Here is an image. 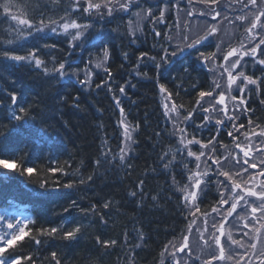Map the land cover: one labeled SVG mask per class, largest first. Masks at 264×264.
I'll list each match as a JSON object with an SVG mask.
<instances>
[{
	"label": "trees",
	"instance_id": "1",
	"mask_svg": "<svg viewBox=\"0 0 264 264\" xmlns=\"http://www.w3.org/2000/svg\"><path fill=\"white\" fill-rule=\"evenodd\" d=\"M76 1L0 0V158L14 165L13 170L0 168V205H25L34 217L27 227L29 235L5 255L19 257L18 264H159L165 248L180 239L190 225L184 201L172 182L184 186L189 162L176 152L160 85L171 94L183 117L193 112L188 126L192 136L204 144L215 136L217 147L230 146L226 132L217 135L214 127L202 131L195 127L203 120L196 104L201 100L198 94L212 89L210 74L199 64V52L208 56L216 47L205 45L182 59L171 58L158 70L156 63H161L163 49L172 52L167 28L157 26L158 37L149 20L140 35L129 36L128 16L114 12L101 19L95 11L89 16L83 12L87 0ZM107 2L93 1L102 6ZM5 3H9L8 13ZM142 4L145 9L150 7ZM160 9L156 6L157 20ZM13 15L34 26L43 21L48 27L53 26L52 21L59 24L64 22L62 17H70L88 26L87 39L77 42L79 47L65 34L36 33L22 40ZM172 21L170 11L168 25ZM4 51L9 56L34 52L42 66L6 60ZM142 53L146 55L142 57ZM100 61L105 66L98 71L95 65ZM60 63L74 74L71 79L59 78L55 70ZM262 69L249 63L245 71L254 79H264ZM89 71L93 75L90 83L86 81ZM121 86L124 95L119 92ZM13 94L26 109L31 127L9 119L15 109ZM113 96L121 99L126 120L134 129L133 154L122 163L121 116ZM247 99L252 111L242 116L240 124L248 128L251 119L252 125L262 129L264 85ZM105 154L107 161L98 165ZM28 167L33 168L32 174L23 172ZM66 184L72 187L65 188ZM216 185L209 179L199 200L201 214H209L219 205ZM53 227L57 228L53 235L38 231ZM76 227L80 231L75 239L63 238L64 232Z\"/></svg>",
	"mask_w": 264,
	"mask_h": 264
},
{
	"label": "rangeland",
	"instance_id": "2",
	"mask_svg": "<svg viewBox=\"0 0 264 264\" xmlns=\"http://www.w3.org/2000/svg\"><path fill=\"white\" fill-rule=\"evenodd\" d=\"M81 1L83 0H77L76 3L78 4V2ZM93 1L91 0L92 3ZM143 2H146L150 7L145 9L142 4ZM107 4L116 9L112 13H122L128 10L131 12L130 14H126L129 17L127 26L129 36L134 37L140 35L145 23L150 21L156 27L160 26L167 28L166 32L169 35L168 42L172 51H177V46L183 47L185 43H190L193 39L205 36L213 27H215V33H213L212 36H208V38L202 41L200 45H197V47H200L201 45L212 43L216 47L214 52L216 55L211 59H199L200 65L207 68L211 74V91L215 89L212 97L206 96L200 100V105L208 108L209 112L206 114L203 113L199 106V113L202 116L208 115L210 117L211 122L207 127H214L216 130L219 128V132L228 133V131H233L234 136L242 139L241 141L239 139L238 143H240L241 148L245 151H248L252 145L259 143L257 136L252 133L258 134L264 130V127L260 129L254 125H249L248 128H239L243 116L241 115L239 119L236 120V127L239 130L237 131L233 129L231 122L226 120L224 112L218 111V109H222L224 106L216 104V100L219 97L220 91L224 90L225 104L228 106L229 115L233 114L231 105L233 103H238V101L233 102L230 100L228 93V73L224 71V68L229 66V61L239 59L243 52L254 47L256 43H259L260 36H257L255 41L250 43L251 37L249 36L247 29L251 27V22H256L255 16L259 15L261 11H264V4L260 3V0H257V5L255 6L247 4V0H218L215 2L210 0H111L110 2H107ZM158 4H162L160 15L161 12H163V17L160 16L159 20L156 19L154 14L156 5ZM245 4H247V7L244 6ZM120 5H126V10L121 9ZM100 11L103 16H108L107 9L103 6ZM170 11L173 14V21L171 25H168V14ZM217 12H219L220 15L216 16V19L213 20L212 17L216 15ZM151 13L154 14V21L151 20ZM13 16L17 18L15 20H21V18L16 15ZM237 17H242V19H237ZM261 21H264V16H261ZM14 23L16 27H20L24 32H29L27 31L29 29L26 25H22L19 22ZM34 30L35 29L32 28L30 31L33 32ZM69 31L76 30L70 29ZM257 31H259V25ZM35 32L37 31L35 30ZM47 32H50V28L45 27L43 31L39 33ZM184 35H187L189 40L183 41L182 37ZM82 38L83 36L79 41H81ZM72 43H77V41ZM233 49L236 50V55L228 57L227 61L224 60V56ZM261 49H264V45H261L260 48L257 49L256 57L248 55L243 56V59L241 60L242 67L238 66L233 70L232 74L238 76L240 71H244L245 73L244 68H246L249 63L256 65L258 64L255 62L256 60L264 59V55H261ZM191 50L193 49H186L183 53L177 51V55L174 58ZM100 62L101 63L99 64L101 67H99V69H102L104 68L105 63L102 61ZM102 63H104V65ZM242 80V77L238 78L236 85H233V89H235L237 85H240ZM216 83H219L221 88H215ZM248 87L254 88L255 86L249 85ZM245 94L246 96H249L250 92H247L246 90ZM231 95L239 96V93L237 91H231ZM161 103L164 114L166 111L165 105L167 104L168 109H171L174 104L165 92H161ZM241 111H243V109H241ZM165 117L171 129L172 136L177 140L178 148L176 149V152L178 151V153L184 156L186 161L189 162L186 165L187 181L184 186H178L176 185L177 183H175V180H172L176 193L185 201V196H189L190 199V193L192 191H197L198 197L193 203L198 204V199L201 196V193L198 189L192 187V184L189 181V176L196 172H202L210 165V178L216 183L217 180L223 182L216 185L217 191L220 194L221 199L222 197L228 198V203H220V206L217 208L219 212L212 211L209 215L205 216L199 211L197 212L195 207H191V205L188 207L185 206L190 225L180 239L171 242L165 248L159 264H208L209 261L211 264H260V261L264 259V256H260V253L264 252V213L259 211L252 213L251 207L245 206L244 201L238 200L237 194L244 195V191L242 190L247 189L255 190L258 193L261 191V188L258 185L261 181H264V176L255 175V179L250 178V176L260 172L261 166L259 165V159L264 157H259L255 148H252L250 158L257 162L258 167L255 168L256 170L249 169L248 173L242 172L240 175H236L235 169H233L232 165L237 161L243 163V160L248 158L243 156L241 148L235 147L232 137L227 134L228 139L232 141L230 146L217 147L218 143L214 140V151H212V145H208L207 148L202 149L200 144L195 143L193 137L189 136L190 133L188 132V126H190L191 120L184 122V117L179 107L176 106V112H169ZM217 119H225L227 128L216 125L215 121ZM119 126L122 133V148L124 149V153H127L125 156V159H127L133 154L134 131L131 132L132 141H127L124 139V126ZM179 128L186 129V135L183 136V144L180 142L181 133L178 130ZM246 135L248 139H246ZM260 139H264V137ZM190 140H193L191 144L188 143ZM249 140H251L252 145L249 144ZM189 150L195 155L189 157L187 154ZM201 151H203L205 155L200 156V160L197 161L196 156H199ZM124 153L120 151L119 155H124ZM209 156H212L214 159L218 158L220 164H213L212 160L208 158ZM174 163H176L175 160L172 164ZM197 163L200 164L199 169L196 167ZM220 165H223V168H221ZM245 167H247V165H245ZM9 168H12L11 164H9ZM219 171H227L232 179L229 180L222 175L218 176L217 172ZM233 183L240 184V188H235L233 192H229L224 185L227 184L231 187ZM248 199L250 201L256 200L257 203H259L257 197H248ZM233 203L237 204L236 210L231 216H228V212L231 210ZM0 217L3 218L0 219V233L4 234L11 231L7 228L9 223H12L15 227L18 222L20 223V226H23L22 222L25 221V217H22L21 221L19 218L14 219V215L5 212H1ZM212 218H215V220L213 221ZM226 220L228 221L227 223ZM213 223H215V227L212 226ZM224 223L226 224L224 225ZM221 228L224 230L223 247L225 248V256L227 257V255L232 254L233 258L231 260L226 258L224 261H220L212 258L213 254L219 256L220 251L216 240L219 237V230ZM185 238L187 239L185 240ZM233 241H236V243H233ZM185 243H187L186 248L184 247ZM252 244H255L256 247L252 248ZM180 249H183V251H180ZM173 254L175 255L173 256ZM257 257H259V259Z\"/></svg>",
	"mask_w": 264,
	"mask_h": 264
},
{
	"label": "snow or ice",
	"instance_id": "3",
	"mask_svg": "<svg viewBox=\"0 0 264 264\" xmlns=\"http://www.w3.org/2000/svg\"><path fill=\"white\" fill-rule=\"evenodd\" d=\"M110 2V0H109ZM213 2H215V0H213ZM260 3L264 4V0H260ZM247 4H251L253 6L257 5V0H247ZM247 4H245L244 6L247 7ZM101 7L102 5L99 3H92L91 0H87V7L83 8V12L87 13L89 16L94 14V10H95V14L99 15L101 19L104 18L103 14L101 13ZM103 7L107 9V15L111 16L112 12L115 11L116 9L114 7H110L109 4H103ZM4 11L8 12L9 11V3H5L3 5ZM121 9L126 10L127 6L126 5H120ZM203 15V14H202ZM220 13L217 12L216 15H214L212 17L213 20L216 19V16H219ZM261 16H264V11H261L259 15L255 16V21L256 22H251V27L247 29V32L249 33V36L251 37L250 43L255 41L257 36H260V40L259 43H256L254 47H251L250 49L246 50L245 52H243V54L240 56L239 59H236L234 61H229V66L224 68V71L228 73V93H229V97L230 100L235 102L238 101V103H233L231 105L232 110H233V114L229 115V109L228 106L225 104V91L221 90L219 93V97L216 100V104L218 105H223L224 107L222 109H218V111H223L224 112V116L226 118L227 121L231 122L232 124V128L235 130H239L236 127V120L239 119V117L241 115H244L250 111H252L249 107H248V99L246 96V90L247 92L250 93H254L259 91L260 87L262 85H264V79H262L261 77H256L255 79L252 76L249 75H245L244 71H240L238 73V76H234L233 70H235L238 66L242 67L241 65V60L243 59V56L248 55L251 57H256L257 54V49L260 48L261 45H264V21H261ZM161 17H163V12H161ZM226 18V17H225ZM13 20L17 19L15 16L12 17ZM62 20H64L63 23H60L59 25H57L56 21H52L53 25H57L54 27L50 28V31L53 33H56L58 30L62 33V34H68L72 36V40L73 41H79L81 39L82 36H84V32H86L88 30V26L87 25H81L79 23H77V21L75 19H71L70 17L68 19L65 18H61ZM237 19H242V17H237ZM19 23L22 25H26L28 27L29 30H31L34 25L29 21V20H25V19H21L19 20ZM259 25V31H257ZM45 27H48V25L44 24L43 21H41V26H35V30L37 32H41L43 31V29ZM70 29H75L76 31L74 33L70 32ZM81 29H83V31H81ZM216 28L213 27L212 30L210 32H208L205 36H201L198 37L196 39H193L190 43H185L183 47H179L177 46V51L180 53H183L186 49H197V45H200L202 43V41L206 40L208 38V36H212L213 33H215ZM29 34H31V31H29ZM156 35H160V33H156ZM84 39H87V37L85 36ZM183 41H187L189 40V37L187 35H184L182 37ZM75 47H79L80 45L77 43L74 45ZM219 47V46H218ZM177 51H173L170 54L168 53L167 48L163 49L164 55L161 56V63H156V68L159 70L162 65H167L172 57H175L177 55ZM197 51H199L197 49ZM3 57L6 60H10L13 62H21V61H35V65L36 67H40L42 64V61L36 56V54L34 52L29 53L28 56H21V55H12L9 56L7 51H4L2 53ZM145 53H142L141 56H145ZM215 53H211L208 56H205L204 52H199V57L198 59H211L213 56H215ZM236 55V50L233 49L232 51H229L228 54L226 56H224V60H228V57L230 56H235ZM261 55H264V49H261ZM105 59H107L108 53L107 51H105L104 53ZM153 62H155V57H151L150 58ZM256 63L260 64V65H264V59H259L255 61ZM72 64L69 61L68 62V67L71 68ZM96 67L99 68L101 67V65L98 63L96 64ZM58 73V76L60 79H64L65 76H67L69 79H71V76L74 75L73 73H69L65 70V63H60L59 67L55 70ZM262 71H264V69H262ZM111 74L109 73V76ZM139 75V73H138ZM242 77L243 80L241 81L240 85H237L235 89H233V85H236V81L238 78ZM79 83H81L82 85L85 83V81H79ZM249 85H253L255 86L254 88H249ZM97 87H101V85H97ZM134 87V85H133ZM215 88H221V85L219 83L215 84ZM215 89H213L212 91H200L199 92V97L202 99L206 96L208 97H212L213 95V91ZM109 91H111V89L109 88ZM160 91L161 92H165L166 89L164 88L163 85H160ZM231 91H237L239 93V96L236 95H231ZM119 92L121 95L125 94V87L121 86L119 88ZM171 94H169L170 97ZM114 102L116 104V106L119 108V112H120V116L121 119L119 121V125H123L124 126V139L127 141H132V135L131 132L134 131V129L132 128V126L130 124H127L126 122V117H125V113H124V109L123 107H121V99L119 97L113 96ZM11 100H12V104L15 106V109L13 110L12 116L9 117V119H15L16 121H23L25 127H31V123L28 119H26V109L22 106H20L17 103V96L15 94H13L11 96ZM210 103V102H208ZM262 104H264V100L261 101ZM197 105H200V100L196 101ZM203 113H208L209 109L206 107H203V105H200ZM165 115L167 116L169 114V112H176V106L175 104H173L171 109H168L167 104L165 105ZM241 109H243V111H241ZM193 111H195V109H193ZM193 119V112H189L188 115L186 117H184V122H187L189 120ZM210 117L208 115H204L203 116V120L199 123V124H195V121H193V123L195 124V127L197 130H204L207 125L210 123ZM175 123V121H174ZM249 125L253 124V121L251 119L248 120ZM215 124L218 126H223L224 128H227V124L225 123V119H217L215 121ZM259 126V125H257ZM138 127V126H137ZM244 125L240 124L239 128H243ZM179 132L181 133V143H184L183 140V136L186 135V129L185 128H179L178 129ZM14 131H19L18 129H15ZM219 134V128L217 129V135ZM228 136L233 138V141L235 143V147L236 148H241L240 143L235 142L237 141V137L233 135V131H228ZM253 135L257 136V139L259 140L258 144L252 145L251 140H249V144L252 145L248 151H245L243 148H241V151L243 152V156L245 158L248 159H244L243 163H240L239 161H237L236 163H234L232 165L233 169H235V174L236 175H240L242 172L243 173H248L249 169H255L258 167V164L256 161L252 160L250 158V152L252 151V148H255L257 154L259 157H264V139H260L262 137H264V130H262L260 133H252ZM246 139H248L247 135H246ZM193 140L195 141V143L200 144L201 148H207L208 145H212V151L215 150V145L213 144V141L215 140V136L212 137V139H210L208 141V144H203L201 141L196 140L195 137H193ZM193 140L188 141L189 144H191L193 142ZM134 142V141H133ZM121 152L124 153V149L121 148ZM188 156H194L195 154L192 151H188ZM127 155V153H124V155L120 156V161L121 163L124 161L125 156ZM205 153L203 151L200 152L199 156H196V160L199 161L200 160V156H204ZM209 159L212 160L213 164H220L219 159H214L212 156L208 157ZM108 159V155L105 154L104 156V160L100 161L98 160L96 163L98 165H102L104 162H106ZM206 163V161H205ZM238 165V167H237ZM245 165H247V167H245ZM259 165L261 166V170L259 173L254 174L252 176H250V178L255 179V175H259V176H264V158L259 159ZM167 167V166H166ZM197 169L200 168V164L197 163L196 164ZM221 168H223V165H220ZM0 168H4L7 169L9 168V161L8 159H3L0 158ZM33 168H24L23 172H26L28 174H32L33 173ZM52 171H55L54 169ZM210 171H211V166L209 165L205 170H203L202 172H196L193 175L189 176V181L192 184V187H194L195 189H198L200 193H203L205 191V188L207 187L208 184V180L210 179ZM217 175L220 176H225L227 177L229 180L232 179V177L229 175V173L227 171H219L217 172ZM89 180L92 179L91 176L88 177ZM83 182V181H82ZM220 183H223L219 180H217V184L219 185ZM141 184H143V181H141ZM203 185V187H202ZM225 188L229 191V192H233L235 188H240V184L237 183H233V185L231 187H229L227 184L224 185ZM261 188V191L258 193L255 190H251V189H247V190H242L244 191V195H238V200H242L244 201V205L247 207H251V212L252 213H256V212H262L264 213V181H261L258 185ZM65 188H70L72 187L71 184H66L64 185ZM132 195H136V193H132ZM198 197V193L197 191H192L190 193V199L189 196H185V206L188 207L189 205H191V207H195L196 211H200L199 205L195 204L193 202H195L197 200ZM248 197H257V200L259 201V203H257L256 200L250 201L248 199ZM153 199L155 200V197H153ZM220 203H228V198H224L222 197ZM72 205L75 206V201L72 202ZM255 205V206H253ZM105 207H108L107 204H105ZM237 204L233 203L231 206V210L228 212V216H231L232 213L236 210ZM69 210L66 208L65 212H68ZM213 212H219V210L217 208H213L212 209ZM205 215H209L208 213H205ZM0 219H3L2 217H0ZM65 219H69L68 217H65ZM213 221L215 220V218H212ZM194 223V221H193ZM213 227H215V223H213L212 225ZM7 228L10 229L11 231L7 232L6 234L4 233H0V264H18L19 261V257H14L11 254L9 255H5V253L8 251V249L14 247L18 241H21L24 239L25 236L29 235L28 232L25 231V227L24 226H20V223L18 222L17 225L14 227L12 223H9L7 225ZM41 235L47 234V235H53L57 232V228L53 227L51 228V230H47V229H40L38 230ZM80 231L79 227H76L72 230L66 231L64 232V239L69 240V239H75L76 238V233H78ZM187 238H185L186 240ZM35 243L37 245L40 244V240L36 239ZM107 243V242H106ZM113 244H115V241H112ZM216 243L219 244L220 241L217 239ZM233 243H236V241H233ZM184 247H187V243H185ZM252 248H255L256 245L252 244L251 245ZM180 251H183V249H180ZM175 254H173L174 256ZM53 258H55L56 254L53 253L52 254ZM260 256H264V252L260 253ZM198 258V257H197ZM213 259H217L220 261H224L226 258L228 260H231L233 258L232 254L227 255V257L225 256V248L221 247L220 248V252H219V256H216L215 254H213ZM259 259V257H257ZM57 264H59V261H57ZM208 264H211V262L209 261ZM260 264H264V259H262L260 261Z\"/></svg>",
	"mask_w": 264,
	"mask_h": 264
},
{
	"label": "bare ground",
	"instance_id": "4",
	"mask_svg": "<svg viewBox=\"0 0 264 264\" xmlns=\"http://www.w3.org/2000/svg\"><path fill=\"white\" fill-rule=\"evenodd\" d=\"M49 34H50V35H53V36L55 35V33H53V32H51V33H49ZM189 136H191V137H195L194 134H193V136H192V134H189ZM171 138L175 140V137H174V138L171 137ZM197 140H198V139H197ZM176 142H177V140H176Z\"/></svg>",
	"mask_w": 264,
	"mask_h": 264
},
{
	"label": "water",
	"instance_id": "5",
	"mask_svg": "<svg viewBox=\"0 0 264 264\" xmlns=\"http://www.w3.org/2000/svg\"><path fill=\"white\" fill-rule=\"evenodd\" d=\"M221 239H222V238H221V236H220V238H219L220 243H221Z\"/></svg>",
	"mask_w": 264,
	"mask_h": 264
}]
</instances>
